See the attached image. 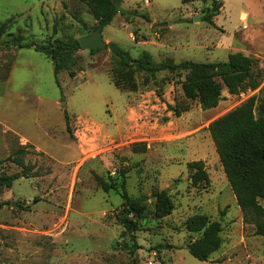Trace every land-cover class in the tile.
I'll return each instance as SVG.
<instances>
[{"label":"rangeland","instance_id":"374dc122","mask_svg":"<svg viewBox=\"0 0 264 264\" xmlns=\"http://www.w3.org/2000/svg\"><path fill=\"white\" fill-rule=\"evenodd\" d=\"M220 4L210 25L190 13L203 18L211 1L124 0L120 10L130 14H118L103 37L133 61L149 56L155 65L224 63L237 53L236 37H255L239 48L264 73V0ZM242 13L250 15L247 29ZM8 20L0 39V160L9 155L1 153L5 127L33 144L24 145L28 177L0 188V264H264V238L245 222L209 133L211 123L258 98L261 88L238 96L224 90L219 105L204 110L185 98L184 75L167 70L152 79L120 67L111 50H79L82 69L73 78L62 71L60 88L53 61L14 41L43 45L90 35L97 21L88 0H0V26ZM175 107L188 111L176 117ZM8 136L12 152L20 140ZM199 161L209 180L196 186L188 164ZM23 171L9 161L0 166V175ZM96 177L117 189L105 192ZM123 181L130 197L146 199L145 215L129 216L131 236L119 220ZM162 191L174 210L159 218L154 195ZM195 215L223 226V244L207 262L187 249L198 238L185 226ZM131 239L135 255L125 246Z\"/></svg>","mask_w":264,"mask_h":264},{"label":"trees","instance_id":"16d2710c","mask_svg":"<svg viewBox=\"0 0 264 264\" xmlns=\"http://www.w3.org/2000/svg\"><path fill=\"white\" fill-rule=\"evenodd\" d=\"M123 1L88 0L90 11L97 21L95 31L103 33V30L112 24L118 14L122 16L130 14V12L120 10L119 6ZM197 1L213 3L212 8L208 10L202 20L214 25L213 19L220 14L221 4L215 0H182V3L188 5ZM9 21L0 26V39ZM79 39L71 42L56 39L43 45L23 43L21 39H17L14 41L16 43L14 45L19 49H34L50 60H55V80L61 88L59 75L62 71H66L73 78L82 69L76 56V53L81 50ZM104 50H111L112 54L119 59V66L123 69L125 67L138 68L152 79H156L159 72L167 70L184 75L182 89L185 98L192 102L197 101L204 110L216 108L223 99L224 90H227L230 95L247 94L250 91L258 90L264 80V73L259 69L257 61L240 52L230 54L227 62L224 63L184 61L179 64L155 65L149 56L133 61L127 52L116 44H107ZM100 51L92 50L90 52L96 54ZM133 62L134 65H132ZM172 111L176 117H180L188 111V108L175 107L172 108ZM66 125L68 133L72 136L68 116H66ZM209 133L245 222L253 224L255 234L264 238V206L262 205L264 202V86L261 88L258 98L256 96L251 98L238 109L211 123ZM28 148L19 146L5 160H0V166L9 161L24 170L22 175L8 176L1 173L0 188H11L14 182L21 177H28L27 171L29 172L31 167L24 163V158L30 154ZM188 168L192 184L197 186L209 180L203 162H191L188 164ZM122 175L124 176L125 173ZM96 180L105 192L117 189L116 184H109L103 178L96 177ZM120 189L123 210L119 220L127 234L131 236L133 222L129 220V216L134 214L137 218L143 217L146 212V199L130 197L124 181L120 185ZM154 198L156 199L155 215L157 217L164 218L172 214L174 204L167 191L155 194ZM185 226L189 233L198 235V238L190 241L187 245L189 253L199 261L207 262L223 244L222 224L212 221L206 215H195L186 221ZM131 241L133 245L128 242L125 246L132 255H135L139 247L133 239Z\"/></svg>","mask_w":264,"mask_h":264},{"label":"crops","instance_id":"0c3cea01","mask_svg":"<svg viewBox=\"0 0 264 264\" xmlns=\"http://www.w3.org/2000/svg\"><path fill=\"white\" fill-rule=\"evenodd\" d=\"M222 2L224 3V0H222ZM244 14L248 16V19H247V26H248V22L250 20V15H248L247 13H242L241 15H244ZM190 15H191L192 18L199 17V18H201V21H203L202 20V16H200L199 14L190 13ZM218 17H219V15L216 16V17H214V19H213L214 25H216V20H217ZM240 20H241V16H240ZM250 38L251 39H255V37H250V36H247V37H245V36L244 37L238 36V37H236L237 40H235V42H233L232 45L236 46L237 53L238 52L242 53V49L239 48V47L242 46V45H244V43H247L246 41H249ZM231 46L229 47V50L231 49ZM246 56H248V55H246ZM5 62H6V60L2 64H5ZM0 67H2V65H0ZM10 133L11 134H14V135H17L19 137V140H20L19 146H24V145H26V143H32L28 138H26V137H24V136H22V135H20L18 133H15V132L11 131L9 127H5V129L2 132V135L4 137L2 138V144H3L2 150L3 151L1 153L3 155L8 154V152H9V155H10L11 150H13V148H14L13 147V142L11 140V136L10 137L8 136Z\"/></svg>","mask_w":264,"mask_h":264},{"label":"water","instance_id":"95a60500","mask_svg":"<svg viewBox=\"0 0 264 264\" xmlns=\"http://www.w3.org/2000/svg\"><path fill=\"white\" fill-rule=\"evenodd\" d=\"M196 22H200L201 18L195 17ZM79 44L82 51H92V50H104L107 46L103 33L101 31H94L91 35L83 36L79 39ZM56 61L53 60V63Z\"/></svg>","mask_w":264,"mask_h":264},{"label":"built area","instance_id":"2783aa9c","mask_svg":"<svg viewBox=\"0 0 264 264\" xmlns=\"http://www.w3.org/2000/svg\"><path fill=\"white\" fill-rule=\"evenodd\" d=\"M217 3H221L222 2V0H215ZM146 3L148 4L149 2L148 1H146ZM247 19H248V16L247 15H241V22L244 24V26H243V29H247ZM264 86V80H263V82H262V84H261V87L260 88H262ZM250 92H252V91H250ZM249 93V92H248ZM245 95V94H244ZM149 264H152V263H149Z\"/></svg>","mask_w":264,"mask_h":264}]
</instances>
